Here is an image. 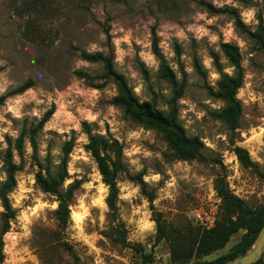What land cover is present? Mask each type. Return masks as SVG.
I'll return each instance as SVG.
<instances>
[{"label":"rangeland","instance_id":"374dc122","mask_svg":"<svg viewBox=\"0 0 264 264\" xmlns=\"http://www.w3.org/2000/svg\"><path fill=\"white\" fill-rule=\"evenodd\" d=\"M200 1L211 4L210 0H0V61L4 62L0 66V88H7L8 93L31 80L32 87L42 89L48 93L54 89L66 90L74 80H82L84 84L81 85V88L84 90L88 88L104 89L105 87L111 90L115 84L112 79L104 78L101 64L88 63L89 67L76 69L77 61L81 60L80 53L86 52L85 49L90 44L96 43L98 46L107 49V52L103 54L112 56L114 71L124 78L127 86L128 83L133 82L128 81L121 73H127V63H131L142 74V79L146 82V94L151 101L149 104L152 109L158 111L157 105L160 106V109L168 105L169 111L168 101L173 96L172 87L160 79L159 70L148 69L138 57L139 51L154 55L152 52V33L155 32L158 48L165 63L172 71L173 67L178 66V71L184 79L181 98L190 99L201 107L207 108L206 105L202 104L203 100L212 98L215 102L217 99L207 93L206 87L210 86L207 71L202 66V59L205 55L215 53L213 51L215 46L210 47L207 38L197 41L194 33L186 31L188 25L195 23L193 21L195 13L205 11L199 4ZM238 2L243 8L258 7V18L260 24L262 23L264 27V4H260L258 0H243V2L238 0ZM225 8L233 9L227 6ZM234 10L239 15V10ZM212 15H219V18L215 25L207 27H211V30L221 35V41L219 42L221 45L223 35L219 32V28L226 27L232 18L226 14H209V17ZM199 23L203 24V22ZM259 25H253L251 29L245 27L250 32L257 33L259 32ZM181 28L185 29L187 39H180L176 36V32ZM120 29H124V31L121 32ZM129 30H131L132 35L131 47L137 53V57L131 61H126L125 66L115 65V45L113 41L121 39ZM236 32L247 41L246 51L238 48L243 74V81L239 90H245L244 99L249 98L248 93L258 97L255 102L250 100L248 104H244L242 100H239L242 112L237 129L247 131L250 128L257 127L260 121L264 119V49L257 41L240 33L237 29ZM101 33L104 34L106 39H100ZM137 40L140 41L139 44L136 43ZM144 44H149L150 47L144 48ZM231 45L236 46L235 42ZM128 46V44H121V48L125 50ZM175 46L178 48V54ZM206 49L207 52H205ZM173 51L175 56L170 57L169 53ZM250 53L254 55L250 57ZM217 55L220 60L219 54ZM181 56L190 58L191 63L189 64L188 60H181ZM194 60L200 65L203 73H198L195 70ZM244 60H247L248 63L244 64ZM170 65L173 67H170ZM185 66L193 67V73H185ZM173 72L176 76L175 71ZM182 79L177 80L178 84ZM189 81H192V83H189ZM164 90H168V97L162 94ZM134 99L136 98L134 97ZM30 107V105H27L25 110L28 108L30 110ZM43 107L41 106V108ZM178 107L176 103L177 111ZM180 107L184 106L181 105ZM159 112L167 113L165 111ZM215 112L217 111H208L203 124L196 125L197 133H200L202 128H206L210 133L213 130L228 132L230 133L228 144L225 145L223 141H220L216 150L202 146L200 150L201 159L197 160L201 166L193 169L195 178H191L192 173H189L190 179L188 181L178 180L174 200L164 199L158 205L153 204V201L158 198L159 189L164 186V180L159 184L146 185L147 193L153 196V199L149 200L142 193L149 202L147 210L152 213L151 220L155 221L159 218L165 226L180 231H186L194 227L210 229L218 219L221 209V203L218 205L215 203L218 199L221 201L215 190L216 183L220 180L223 181L227 190L236 196L234 194L236 188L241 185L239 181L229 183L228 177L233 173L224 164L223 152L235 153V149L238 148L236 140L239 138V134L236 131L237 129L231 131L220 120L213 117ZM135 113L138 118L128 113L129 127L142 124L146 128L153 129L157 136V145H149V147L154 151H160L165 144L167 145L164 133L147 122L146 118L141 116L140 111H135ZM0 115H3V113L0 112ZM6 118L12 119L10 114ZM53 122L55 123V121ZM12 123L13 127L17 128L20 134L24 133L25 139L29 140L30 131L34 130L39 122L25 118L23 121L12 120ZM84 124L87 125L90 133L93 127H96L95 125L90 126L86 122ZM42 129L43 127L36 133L34 138L36 149H33L31 157L27 159L25 158L24 142L22 151L19 153L21 162L17 165L16 187L13 191L17 190L18 182L22 179L26 180V176L33 174V172L35 177L38 173L43 176L49 174L52 177H56L60 173V165L56 166L53 160L62 159V156L53 157L52 151L53 149L62 151L63 145L67 142L62 140L55 132H49L50 138L45 140ZM6 139L9 143V149L13 153L15 141L7 137ZM71 142L73 148L75 133H73ZM116 143L122 149V145ZM40 144L48 145V155L43 159L38 156ZM248 148L254 149L255 145H249ZM167 149L163 153L162 161L154 158L142 160L145 170L139 174L143 177L148 169L152 168L166 175L165 170L171 166L173 161L178 160L168 146ZM245 150L248 153V149ZM5 154L6 152H0V161L3 162ZM104 155L109 158L113 156L110 151ZM249 159L251 161L250 157ZM122 165L124 169L115 173V181L125 178L133 181L131 178L138 174H130L128 161L123 157ZM25 167L28 169L26 173L24 171ZM240 169L246 174L241 178L246 181L242 185L245 188V193H242L243 199L236 197L242 200L252 211L264 210V166L252 162L251 167H244L240 163ZM0 172H4V167L0 169ZM22 173L23 176H21ZM213 176L215 180L209 186L207 180ZM201 177L204 178L203 183H201ZM79 182L82 183V181ZM25 186L31 187L28 183ZM35 188H39V186L36 184ZM35 188L29 194V199L22 202V208H33L35 206L34 199L38 198ZM59 189L60 192H64L62 186ZM46 194H49L45 197L49 202L51 196H55L58 200L56 195ZM82 194L83 190L79 187L73 194L71 204L75 205L76 199ZM94 194V190L89 193L90 196ZM140 206L141 201L139 199H135L129 204L127 201H119L117 196L115 211H109L105 214L103 229L98 219L99 209H91V216L95 223L92 220H86L84 227L85 235L92 236L95 234L98 237L91 247L83 241H76L71 238L69 228L72 221L70 217L68 224L62 228L56 221L55 212L45 209L38 212L37 217L33 218V223L30 225L31 238L29 240H19L13 252H20L21 255H24L26 264H35L29 258L30 256H35L38 264H75V259L77 264H95L97 252L94 249H99L98 255L103 264H125V261H127V264H144L147 259L150 260L151 264H173L169 245L165 241H156L157 232L155 234H145L144 242H139L140 234L136 232L135 221H138L141 215H133V211ZM213 208L216 210L213 211ZM15 210L16 217L10 223V229L7 233L19 234L22 231L19 221L16 219L21 209ZM195 213H199V216L197 217ZM129 219L134 222L129 224ZM134 233L133 242L129 243L128 237ZM244 233V231L235 233L223 248L215 250L204 257H193L189 264L210 263L227 255ZM6 234L3 236V264L6 260L13 258L10 253L6 252V249L12 243L5 239ZM24 247L28 248V254L21 251ZM16 259L18 260L19 257H16ZM257 261L258 264H264V250Z\"/></svg>","mask_w":264,"mask_h":264},{"label":"clouds","instance_id":"9594fccd","mask_svg":"<svg viewBox=\"0 0 264 264\" xmlns=\"http://www.w3.org/2000/svg\"><path fill=\"white\" fill-rule=\"evenodd\" d=\"M213 7L216 9H224L226 6L239 10L240 20L243 25L247 26L249 29L253 25L258 26L260 24V19L258 18L259 8L256 6L243 8L238 0H210ZM260 4H264V0H258ZM219 15H212L209 17L207 10L203 12H196L193 21L194 24L188 25L186 31L188 33H194L195 39L197 41L207 38L208 45L213 47V51L220 56L219 63L223 66L222 73L228 77H232L236 71L235 65H230V61L227 56L222 53L219 42L221 41V35L217 34L216 31L211 30V27L216 24ZM199 22H203L200 24ZM121 32L124 29H120ZM219 32L223 35V44L230 45L235 42L237 48L241 50H247V41H245L236 32L235 28V18L227 23L226 27L219 28ZM176 36L180 39H187L185 34V29L181 28L176 32ZM100 39H106L104 34H100ZM132 35L131 30L123 36L121 39H116L113 41L115 45V57L114 64L119 66H125L126 61H131L137 57L131 47ZM128 44V48L125 50L121 48V44ZM137 44L140 41H136ZM144 48H149V44H144ZM85 51L92 55L97 52L106 53L107 49L98 46L96 43L89 45ZM207 52V49L205 50ZM251 55L254 54H249ZM170 57L175 56V52L169 53ZM138 57L141 62H143L148 69L158 71L159 61L152 54H147L144 51H139ZM181 60H188L191 63L190 58L181 56ZM4 62L0 61V66ZM244 64L248 61L244 60ZM215 61L211 55H205L202 59V66L207 71L208 74V84L209 86L216 90V82L221 79V72L217 71L214 67ZM90 65L87 61L81 59L76 63V69L87 68ZM170 67H173L170 65ZM10 71V69H9ZM173 71L176 73L177 80L182 79L178 66L173 67ZM185 73L191 74L194 69L190 66H185ZM123 74L128 81L133 83H128L129 89H131L132 95L136 98L139 104L150 103L146 89V82L142 79V74H140L131 63H127V73ZM192 83V81H189ZM84 84L82 80H74L73 83L66 90L54 89L52 92L46 93L42 89L35 87H29L22 94H17L15 96L8 97L2 105H0V152H6L9 149V143L6 139L10 138L15 141L20 138V131L13 127L12 120L23 121L25 118L29 120H35L40 122L43 120L45 114L49 112L53 106L55 110L51 118L43 125L42 132L44 134V139L48 140L50 136L49 132L57 133L62 140L65 142H71L73 140V133H75V142L72 151L68 153V163H67V176L63 180V189L67 191L70 186H72L77 181H82L80 184V189L83 190V194L76 199L75 205L69 204L70 219L72 224L69 228L71 238L76 241H83L85 244H89L91 247L97 240V236L93 234L92 236L85 235L84 227L86 220L92 219L91 209H99V221L100 226L103 229L105 223V214L109 213L110 208L106 201L110 196L111 185L104 182V176L102 175L99 166L96 162L95 156L88 146L92 143L90 135L84 131L83 124L86 122L88 125L93 127L91 132V137H103L109 144L113 141L118 142L122 145L121 155L126 158L130 166V174H139L145 170V165L142 160L156 159L158 161L163 160V153L166 152L167 145L160 150L154 151L149 145H157V136L153 129L146 128L144 125H137L136 127H129V121L127 119L128 113L123 106H118L114 103V99L119 96V90L116 86H112L109 90L108 87L104 89H94L88 88L86 90L81 88ZM250 87V85H249ZM7 88H0V97H4L7 93ZM165 97L169 96L168 90H164L162 93ZM245 90H238L236 94L237 100H242L244 104H248L249 101L255 102L258 97L252 93H248V99H244ZM178 107L177 111V122L183 128L185 132L186 139L197 138L200 143L208 149H217V144L223 141L225 145L228 144V139L230 133L219 132L213 130L211 133L206 129L202 128L200 133H197L196 125L203 124L205 118L208 115L209 110L219 111L223 109L224 104L220 100H214L212 98L205 99L202 101L203 105L207 108H203L198 105L195 101L190 99L180 98L176 101ZM30 105L29 108L25 110V107ZM183 105L184 107H180ZM41 106H44L41 108ZM158 111H168V105H165L163 109L157 105ZM10 114L11 120L6 117ZM55 121V123L53 122ZM218 123V122H217ZM239 138L236 140V146L240 148L248 149L249 157L251 161L255 164L264 166V119H262L259 125L255 128H250L247 131L237 129ZM191 133V135H189ZM255 145V148H248L249 145ZM47 144H40L38 156L43 159L48 155ZM33 153V147L28 139H25V158H30ZM63 153L61 150L53 149L52 156L59 157ZM101 156L104 155L103 152L100 153ZM13 161L16 165H19L21 158L19 153L13 149ZM224 164L229 168L233 175L228 177V181L231 184L233 181H239L240 187L236 188L235 195L244 198L242 193H245V188L242 186L246 183L245 180L241 178L246 174L241 171L240 163L233 152L229 154L227 151L223 152ZM112 159L115 160V155L113 154ZM53 163L59 166L62 161L61 159H54ZM201 165L197 160H175L168 167L166 175L162 174L160 171L155 169H148L147 173L143 175L142 180L145 185L159 184L164 180V186L159 189L158 198L153 201V204L158 205L161 200L168 199L174 200L176 189L178 187V180L188 181L190 179L189 173H192L191 178H195V173L193 169L200 167ZM4 167L2 161H0V169ZM90 169V171H89ZM25 173L28 171L25 167ZM179 174V175H177ZM23 176V173L21 174ZM87 177V179H85ZM8 179L7 172H0V184L5 183ZM201 183L204 182V178H200ZM215 177H211L207 180L209 186H211L212 181ZM28 183L31 187H26L25 184ZM116 187L119 190L118 200L127 201L129 204L133 200L139 199L141 201V206L137 207L133 211V215H141V218L136 223V232L140 234L139 242L143 243L145 239V234L156 232V223L151 220L152 213L148 211V200L141 193V185L139 183H134L133 181L125 178L123 180H117ZM37 180L35 173L26 176V180L22 179L18 182L17 190L10 192L7 196L9 200L10 207L13 209H21L20 214L17 216V221H19V226L22 229L21 233L14 234L9 232L6 234L5 239L11 241V246L6 249V252L10 253L13 257L11 260H6L5 264H26L25 256L21 255L20 252H13L16 248L17 242L19 240H29L32 236L30 225L33 223V218L37 217L38 212H42L45 209H49L55 212L60 207V201H58L55 196H51V201L49 202L45 197L49 194L42 192L39 188H35ZM35 191L38 194V198L34 199L35 206L33 208H22V202L29 199V194ZM95 191L94 195H89ZM218 205L221 201L218 199L215 201ZM216 209L213 208V211ZM0 212H4V208L0 206ZM197 217L199 213H195ZM134 221L129 219L128 223L131 224ZM11 223V222H10ZM15 227V225H14ZM134 235L128 237V242L132 243ZM150 247V245H149ZM97 252V259L95 264H103V261L99 258V249H94ZM23 253L28 254V248L24 247L21 250ZM16 257H19L17 260ZM35 264H38L37 258L35 256L29 257ZM127 264V261H125Z\"/></svg>","mask_w":264,"mask_h":264},{"label":"trees","instance_id":"16d2710c","mask_svg":"<svg viewBox=\"0 0 264 264\" xmlns=\"http://www.w3.org/2000/svg\"><path fill=\"white\" fill-rule=\"evenodd\" d=\"M243 2V0H239ZM199 4L207 10L209 14H226L233 20L235 18V28L245 34L252 40L257 41L264 49V27L262 23L259 25V32L252 33L246 29L242 24L240 17L234 9H216L211 4L200 1ZM176 47V52L178 48ZM222 53L228 57L230 66L235 65L236 71L232 77H228L222 73V66L219 63L217 54L212 53L217 71L221 72V79L217 81V89L206 87L209 96L223 102V109L213 113V117L220 120L229 130L234 131L238 128L239 119L242 112L241 103L237 100L236 94L240 89L243 81L242 68L240 65L241 58L239 49L234 45H220ZM152 52L159 61V77L167 82L172 87V98L168 101L169 111L164 114L162 112L153 110L149 103L139 104L134 99L130 89L128 88L124 78L118 75L113 68V58L111 55H105L97 52L89 55L86 52L80 53V58L88 63H99L103 67L104 78L112 79L115 86L119 90V96L114 99V103L118 106H123L132 116L138 115L135 111H140L141 116H144L151 125L159 128L164 133V139L169 150L176 156L178 160H200V150L202 144L199 139H186L183 128L177 122L176 101L181 98L184 79L178 84L174 72L165 63L164 58L160 54L158 48V40L155 32L152 33ZM194 68L198 73H203L200 65L194 60ZM33 83L28 80L16 89L0 97V105L10 97L23 93L27 88L32 87ZM54 112V107L45 114L34 130L29 133V141L33 149H36L35 135L43 125L49 120ZM85 132L90 135L92 143L88 146L95 156L99 169L104 176V182L111 185L110 196L106 203H108L110 211H115L116 201L118 196V188L114 175L116 172L123 170L121 148L113 141L109 144L103 137H91V133L86 124H83ZM25 142L24 133L20 134V138L15 140L14 149L20 153ZM72 142H67L62 147V163L60 164V173L56 177L47 174L46 176L38 173L36 175L37 185L44 193H51L57 196L60 201V207L55 211V218L60 227H65L69 222L70 212L69 204H71L73 194L80 187V182L77 181L69 187L67 191L60 192V187L63 185V180L67 176L66 168L68 163V153L71 152ZM110 151L115 155V160L107 155L101 156L100 153ZM235 154L239 162L244 167H251L252 162L249 159L248 153L243 148H236ZM4 172H7L8 179L5 183L0 184V204L4 208V212L0 213V264L4 262L3 255V236L10 229V222L16 217V210L10 207L7 196L16 187V173L18 166L13 162V156L10 149L6 151L4 160ZM135 183L141 185V193L152 200L153 196L147 193L146 185L143 183L142 176L138 174L131 178ZM215 190L218 197L221 199V209L218 219L214 226L210 229H203L200 227L190 228L186 231H180L175 228H170L162 224L158 219L156 223V241H165L169 245L171 260L173 264H189L193 257L200 258L209 255L211 252L221 249L229 241L230 237L239 231H244L239 242L234 245L231 251L210 263L204 264H225L237 256L244 255L249 251L253 245L255 238L264 225V210L252 211L242 200L234 196L227 190L226 184L223 181H218L215 185ZM148 258V257H145ZM256 261L253 264H258ZM75 264L77 260L75 259ZM144 264H151L147 259Z\"/></svg>","mask_w":264,"mask_h":264},{"label":"water","instance_id":"95a60500","mask_svg":"<svg viewBox=\"0 0 264 264\" xmlns=\"http://www.w3.org/2000/svg\"><path fill=\"white\" fill-rule=\"evenodd\" d=\"M264 250V225L259 231L253 245L244 255H240L225 264H253L261 256Z\"/></svg>","mask_w":264,"mask_h":264}]
</instances>
